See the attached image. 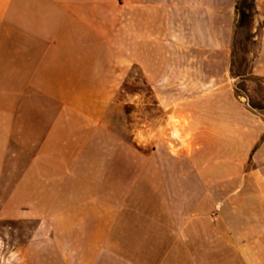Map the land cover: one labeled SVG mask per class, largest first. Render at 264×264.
<instances>
[{
  "label": "crops",
  "instance_id": "obj_1",
  "mask_svg": "<svg viewBox=\"0 0 264 264\" xmlns=\"http://www.w3.org/2000/svg\"><path fill=\"white\" fill-rule=\"evenodd\" d=\"M237 2L0 0V264H264V134L222 176L172 123L232 84ZM134 65L155 102L142 141L107 119Z\"/></svg>",
  "mask_w": 264,
  "mask_h": 264
},
{
  "label": "rangeland",
  "instance_id": "obj_2",
  "mask_svg": "<svg viewBox=\"0 0 264 264\" xmlns=\"http://www.w3.org/2000/svg\"><path fill=\"white\" fill-rule=\"evenodd\" d=\"M251 1L246 0V4L251 5ZM261 27L262 19L253 14L249 22L238 28L231 52L232 84L189 106L194 117L192 123L182 115L172 119V123L176 121L182 128L175 130V134L182 141L185 152L209 159L205 165L210 171L220 170L222 176L248 170L252 166L248 158L252 148L243 144L252 137L260 139L264 134V75L252 73L260 49ZM237 72L243 73L242 77L236 76ZM154 106L150 84L134 65L128 77L114 84V98L107 119L119 135L135 137L137 123L150 119ZM220 137L224 146H216ZM233 138L239 139L242 145H229ZM134 140L147 139L135 137ZM148 150L144 148L145 153ZM200 166V162H194L193 170ZM195 181L192 180L193 184ZM7 241V236L0 239L1 257L9 250Z\"/></svg>",
  "mask_w": 264,
  "mask_h": 264
},
{
  "label": "trees",
  "instance_id": "obj_3",
  "mask_svg": "<svg viewBox=\"0 0 264 264\" xmlns=\"http://www.w3.org/2000/svg\"><path fill=\"white\" fill-rule=\"evenodd\" d=\"M251 2H252L251 5H247L246 0H238V2L236 3L235 6L236 20L234 24V38L232 42V49L234 48L235 45V37L238 28L249 22L252 19L253 14L255 13L254 0H252ZM235 75L242 77L243 73L237 72L235 73ZM252 107L257 108L256 106H252Z\"/></svg>",
  "mask_w": 264,
  "mask_h": 264
}]
</instances>
